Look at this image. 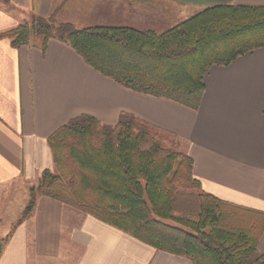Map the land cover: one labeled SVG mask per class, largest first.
<instances>
[{
    "label": "crops",
    "instance_id": "1",
    "mask_svg": "<svg viewBox=\"0 0 264 264\" xmlns=\"http://www.w3.org/2000/svg\"><path fill=\"white\" fill-rule=\"evenodd\" d=\"M225 5L264 7V0H0V32L54 14L75 29L161 33ZM203 84L192 111L117 85L59 41L42 52L34 38L17 49L0 39V264H191L47 197L16 224L29 184L54 169L47 139L81 115L108 126L133 116L192 159L204 193L264 213V48L212 66ZM258 252L264 255V233Z\"/></svg>",
    "mask_w": 264,
    "mask_h": 264
},
{
    "label": "trees",
    "instance_id": "2",
    "mask_svg": "<svg viewBox=\"0 0 264 264\" xmlns=\"http://www.w3.org/2000/svg\"><path fill=\"white\" fill-rule=\"evenodd\" d=\"M39 40L71 47L101 76L134 93L197 111L212 66L264 48V7L217 6L164 32L129 27L75 29L55 15L0 32L13 48ZM264 116V103H263ZM54 171L44 170L16 224L47 197L191 264H264V213L204 193L192 159L150 126L121 114L113 126L81 115L48 139ZM170 222L172 225L167 224Z\"/></svg>",
    "mask_w": 264,
    "mask_h": 264
},
{
    "label": "rangeland",
    "instance_id": "3",
    "mask_svg": "<svg viewBox=\"0 0 264 264\" xmlns=\"http://www.w3.org/2000/svg\"><path fill=\"white\" fill-rule=\"evenodd\" d=\"M193 16V15H192ZM56 19V18H55ZM56 21H57V19H56ZM58 22V21H57ZM175 27V26H174ZM173 28V27H172ZM54 166V165H53ZM50 171V170H49ZM54 171V169L53 170H51V172H53ZM41 177V176H40ZM40 177H39V179H40ZM39 179L36 181V182H34L33 184H29V186H28V188H27V193H28V195H29V189H31V188H35L36 186H37V184H38V181H39ZM20 217V216H19ZM18 217V218H19ZM15 223V222H14ZM167 224H169V225H172L170 222H166Z\"/></svg>",
    "mask_w": 264,
    "mask_h": 264
}]
</instances>
